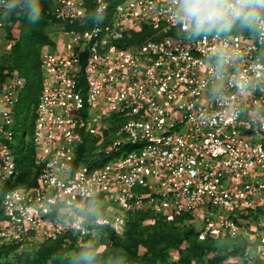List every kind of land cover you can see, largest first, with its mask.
Masks as SVG:
<instances>
[{"label": "built area", "instance_id": "obj_1", "mask_svg": "<svg viewBox=\"0 0 264 264\" xmlns=\"http://www.w3.org/2000/svg\"><path fill=\"white\" fill-rule=\"evenodd\" d=\"M49 1L31 186H15L13 150L26 78L0 69V243L20 249L73 234L84 244L100 226L121 235L137 211L187 214L200 239L247 233L250 210L264 205V16L251 35L199 36L183 0ZM13 2L0 0V53L18 37ZM93 138L91 160L78 163ZM102 152L115 157L96 165ZM102 205L106 216L93 221L82 212Z\"/></svg>", "mask_w": 264, "mask_h": 264}, {"label": "trees", "instance_id": "obj_2", "mask_svg": "<svg viewBox=\"0 0 264 264\" xmlns=\"http://www.w3.org/2000/svg\"><path fill=\"white\" fill-rule=\"evenodd\" d=\"M110 8L121 0H108ZM49 0H14L9 13V19L19 22V33L16 43L8 51L0 53V69L17 70L26 78L15 107L14 118V145L13 150L17 164V177L15 186H31L36 184V177L40 166L36 163V150L31 140L34 115L33 107L36 104L41 88L42 70L40 54L44 45L52 44L47 15ZM257 14L264 16V9H257ZM90 15L94 17L91 10ZM256 29L241 27L235 24L230 31L218 33H238L242 35L254 34ZM150 29L144 27L141 32L134 33L137 41H143ZM214 32L199 34H211ZM121 41L120 43H124ZM129 43V42H127ZM126 43V45H127ZM125 44V43H124ZM264 60V50L261 52ZM29 93L26 103L27 119L25 130H21V100L24 91ZM27 135L29 136L27 138ZM96 139L85 140L80 145L77 162L87 164L91 160L96 146ZM110 139L102 143L105 147ZM96 165H102L115 157V154L99 155ZM106 205L95 211H82L89 221L98 216H106ZM264 217V205L250 210L249 223L244 227L247 231L237 236H220L217 238H199L198 226L188 222V215L175 216L169 220L154 216L148 211H137L126 215L121 235L117 234L112 226H100L95 236L89 235L84 244L78 243L77 235L65 234L55 239L44 241L38 245H26L22 252L18 244L0 243V264H84L80 259L83 252L92 253L88 264H227L229 257L243 256L249 245V229L252 222H258L259 216ZM152 219L150 223H144ZM255 235V234H254ZM92 242L93 244H89ZM101 244L106 248L99 251ZM140 247L145 248L142 254ZM26 248H31L27 251ZM178 251L179 258L170 261V250ZM15 254L16 259L9 255ZM207 257V258H206Z\"/></svg>", "mask_w": 264, "mask_h": 264}, {"label": "clouds", "instance_id": "obj_3", "mask_svg": "<svg viewBox=\"0 0 264 264\" xmlns=\"http://www.w3.org/2000/svg\"><path fill=\"white\" fill-rule=\"evenodd\" d=\"M257 9H264V0H183L181 4V13L191 22L194 35L227 32L235 24L251 29ZM92 255L83 252L80 259L88 264Z\"/></svg>", "mask_w": 264, "mask_h": 264}, {"label": "rangeland", "instance_id": "obj_4", "mask_svg": "<svg viewBox=\"0 0 264 264\" xmlns=\"http://www.w3.org/2000/svg\"><path fill=\"white\" fill-rule=\"evenodd\" d=\"M50 5V3H49ZM29 99V93L25 90L22 94L21 100V112L20 120L21 124H24L27 119V110L25 108L26 103ZM20 129L25 130V124L21 125ZM29 136L27 135V138ZM150 223V221L148 222ZM253 233L250 235L249 245L246 248V251L243 256L229 257L225 263L227 264H264V245L262 244L261 237L264 236V217L259 216L258 222H252L249 228ZM255 234V235H254ZM89 244H93L90 242ZM106 248V244H101L98 248L99 251H102ZM25 248H20L16 252H22ZM27 251H30L31 248H26ZM145 248L140 247L139 253L142 254ZM10 259L15 260V254L9 255ZM179 258L178 251L175 249L170 250V261H176ZM207 258V257H206Z\"/></svg>", "mask_w": 264, "mask_h": 264}]
</instances>
